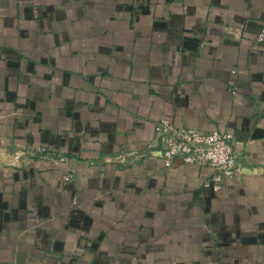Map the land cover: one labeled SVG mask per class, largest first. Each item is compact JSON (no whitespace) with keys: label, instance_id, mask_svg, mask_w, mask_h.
I'll list each match as a JSON object with an SVG mask.
<instances>
[{"label":"crops","instance_id":"1","mask_svg":"<svg viewBox=\"0 0 264 264\" xmlns=\"http://www.w3.org/2000/svg\"><path fill=\"white\" fill-rule=\"evenodd\" d=\"M263 29L264 0H0V264H264ZM163 118L241 170L168 168Z\"/></svg>","mask_w":264,"mask_h":264},{"label":"built area","instance_id":"2","mask_svg":"<svg viewBox=\"0 0 264 264\" xmlns=\"http://www.w3.org/2000/svg\"><path fill=\"white\" fill-rule=\"evenodd\" d=\"M258 40L264 42V29ZM155 133L160 139L158 154L168 168L176 164L211 168L214 174L205 186L212 187L215 192L223 189L229 176L241 170L237 164L234 138L230 133H205L193 128L176 127L165 118L157 122ZM72 178V173L65 175L67 181ZM74 204L77 205L78 201L74 200Z\"/></svg>","mask_w":264,"mask_h":264}]
</instances>
